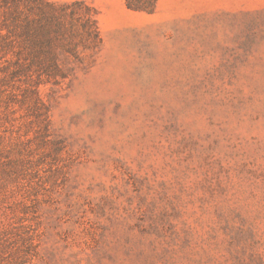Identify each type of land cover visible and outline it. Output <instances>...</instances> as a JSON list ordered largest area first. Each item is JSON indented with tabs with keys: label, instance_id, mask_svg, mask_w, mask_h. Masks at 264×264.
<instances>
[{
	"label": "rangeland",
	"instance_id": "rangeland-1",
	"mask_svg": "<svg viewBox=\"0 0 264 264\" xmlns=\"http://www.w3.org/2000/svg\"><path fill=\"white\" fill-rule=\"evenodd\" d=\"M0 0V264H264V0Z\"/></svg>",
	"mask_w": 264,
	"mask_h": 264
},
{
	"label": "trees",
	"instance_id": "trees-1",
	"mask_svg": "<svg viewBox=\"0 0 264 264\" xmlns=\"http://www.w3.org/2000/svg\"><path fill=\"white\" fill-rule=\"evenodd\" d=\"M126 1H127V5H128V6L140 5L139 3H141V2H136V1H138V0H126ZM141 5L144 6L143 3H141ZM144 7H145V6H144Z\"/></svg>",
	"mask_w": 264,
	"mask_h": 264
}]
</instances>
